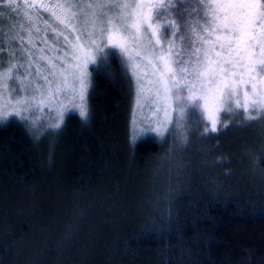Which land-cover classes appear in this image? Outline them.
I'll return each instance as SVG.
<instances>
[{
  "label": "trees",
  "instance_id": "1",
  "mask_svg": "<svg viewBox=\"0 0 264 264\" xmlns=\"http://www.w3.org/2000/svg\"><path fill=\"white\" fill-rule=\"evenodd\" d=\"M114 53L115 80L91 68L87 125L70 112L36 141L18 119L0 124V264H264L262 127L193 136L169 180L172 140L131 138Z\"/></svg>",
  "mask_w": 264,
  "mask_h": 264
},
{
  "label": "snow or ice",
  "instance_id": "2",
  "mask_svg": "<svg viewBox=\"0 0 264 264\" xmlns=\"http://www.w3.org/2000/svg\"><path fill=\"white\" fill-rule=\"evenodd\" d=\"M2 3L13 12L20 8L15 0ZM23 7L43 8L59 24L71 25L75 42L64 36L67 49H60V56L49 57L42 65L45 57H36L32 48L25 47L23 35L10 37L20 45L11 51L0 39V57L6 53L9 58L6 71L0 73V97L4 98L0 124L10 116L18 117L31 135L33 128L27 122L35 125L40 120L32 118L33 110L42 109L45 100L59 102L64 97L68 104L60 105L58 122L36 129L39 135L33 139L56 135L66 107L78 108L82 124L87 125L91 118L86 101V94L91 95L87 67L92 64L94 72L115 80L109 59L112 53H105L118 49L122 57L119 75L130 93L135 85L132 123L146 122L162 142L172 140L163 158L172 165L169 180L172 171L179 173L182 167L175 154L186 150L193 136L211 140L230 128H264V0H93L51 6L25 3ZM44 23L47 31L51 25ZM35 31L38 36L41 29ZM34 43L29 31L27 44ZM145 109L148 115L141 119L138 114ZM240 112L244 115L237 121ZM224 114H233L232 119H222ZM226 160L217 157L213 163L222 165ZM258 162H264V144L252 158L254 171ZM260 171L264 184V170Z\"/></svg>",
  "mask_w": 264,
  "mask_h": 264
},
{
  "label": "rangeland",
  "instance_id": "3",
  "mask_svg": "<svg viewBox=\"0 0 264 264\" xmlns=\"http://www.w3.org/2000/svg\"><path fill=\"white\" fill-rule=\"evenodd\" d=\"M16 3L20 5V8L18 11L13 12L12 9L7 7L2 3V0H0V39H2L4 48L11 51L12 49L18 48L19 42L18 41H12L10 37L12 36H19L23 35L25 40V47H30L33 49V52L36 57L43 56L45 57L44 61H41V64L43 65L49 57H57L61 55L60 49H67L68 45L66 44L64 40V36H68L69 40L75 42V33L71 32V25L68 27H65L64 25L59 24L54 17H52L50 12H45L43 8L40 9H25L23 5L25 3L27 4H37V5H45V6H51L56 4H74V3H91L93 0H15ZM59 9H57V14H60ZM65 11L74 12L76 9H65ZM37 12H39V15H37ZM28 17H31V21H29ZM45 21L51 25L45 31ZM22 26V27H21ZM41 29L38 36L36 34V28ZM55 28V33L51 30V28ZM31 31L32 38L35 41L34 44H27L28 40V33ZM62 33V35L60 34ZM10 41V42H7ZM44 41V42H42ZM7 43V44H6ZM107 52H115L114 54L118 56L119 60L122 59L120 57V53L118 49H107ZM0 59L3 60L4 66L0 67V73H3L6 71L8 64H9V58L8 55L5 53ZM97 59H100V56H97ZM15 63V61H12ZM92 64H89L87 67V72L89 73V84L91 86V68ZM34 70V69H33ZM22 71V70H21ZM31 94V93H29ZM3 97H0V105L3 104ZM15 98H13L14 102ZM86 101L87 100V94H86ZM61 104H68V101L64 97L59 98V102L53 101L52 103H49L47 100L44 102V106L42 109H35L32 112V118L35 119L36 117H40V120L37 124L32 125L31 120L27 122V125L29 127L33 128L32 135H39V132L36 131V129H47L50 127L51 124L58 122L57 121V112L61 111ZM135 106V85L133 83L132 90H131V106H130V117H129V130L130 135L132 139L139 138L144 135H155L157 137H160L156 132L151 131L148 129L146 122L144 124H136L134 125L132 123V109ZM8 111H11V108L8 109ZM70 112H76L79 115V109L73 108V107H66L62 110V120L64 117L69 114ZM140 118L142 119L143 116L148 115V110L145 109L144 113L138 114ZM14 118L18 119V117H12L10 116L8 119ZM152 128L155 127V124H152ZM263 134H264V128ZM264 138V137H263Z\"/></svg>",
  "mask_w": 264,
  "mask_h": 264
}]
</instances>
